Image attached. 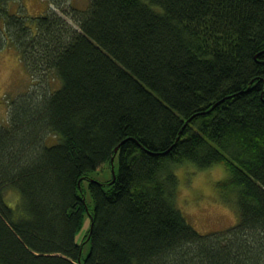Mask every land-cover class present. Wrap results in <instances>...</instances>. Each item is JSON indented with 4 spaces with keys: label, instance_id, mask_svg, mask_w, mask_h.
Returning <instances> with one entry per match:
<instances>
[{
    "label": "trees",
    "instance_id": "1",
    "mask_svg": "<svg viewBox=\"0 0 264 264\" xmlns=\"http://www.w3.org/2000/svg\"><path fill=\"white\" fill-rule=\"evenodd\" d=\"M46 1L0 0V50L39 80L0 122V264H264V0ZM117 155L91 208L83 180ZM186 163L223 165L234 226L188 221Z\"/></svg>",
    "mask_w": 264,
    "mask_h": 264
},
{
    "label": "rangeland",
    "instance_id": "2",
    "mask_svg": "<svg viewBox=\"0 0 264 264\" xmlns=\"http://www.w3.org/2000/svg\"><path fill=\"white\" fill-rule=\"evenodd\" d=\"M72 3L81 9L88 7L90 0H67L66 5ZM19 4L25 6L24 12L31 16H37L47 12L50 8L57 9L46 0H20ZM70 20V18H69ZM72 21V20H71ZM46 84L43 87H58L60 81L51 73L45 77ZM38 78H33L26 66L20 60L18 52L13 47H5L0 50V122L7 123L9 119L10 102L18 95L24 94L37 86ZM38 87V86H37ZM119 155L114 162H107L97 170L89 173V179L83 180L86 188V199L91 208L94 207L93 197L89 189L91 180L106 182L114 177L115 171L119 170ZM179 179L177 202L188 221L195 229L202 233H211L226 230L239 221V211L236 203V195L224 191L219 186L220 182L226 181L228 173L223 165H213L209 168L199 169L191 163L176 167ZM17 191L9 194L10 204L18 196ZM227 198V200H225ZM91 228V214L85 211L80 230L77 232L76 240L83 245V256H87L91 250V240H85ZM86 241V242H85Z\"/></svg>",
    "mask_w": 264,
    "mask_h": 264
},
{
    "label": "water",
    "instance_id": "3",
    "mask_svg": "<svg viewBox=\"0 0 264 264\" xmlns=\"http://www.w3.org/2000/svg\"><path fill=\"white\" fill-rule=\"evenodd\" d=\"M117 149H118V147H117ZM117 149H116V150H117ZM113 162H114V157L112 158V163H113ZM113 172H114V178H115L116 175H115V168H114V167H113Z\"/></svg>",
    "mask_w": 264,
    "mask_h": 264
}]
</instances>
